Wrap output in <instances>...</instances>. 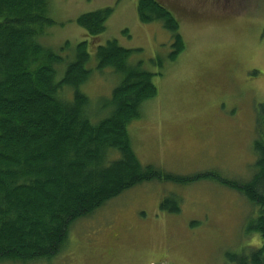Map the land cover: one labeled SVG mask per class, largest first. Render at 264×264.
I'll return each mask as SVG.
<instances>
[{"label": "rangeland", "instance_id": "374dc122", "mask_svg": "<svg viewBox=\"0 0 264 264\" xmlns=\"http://www.w3.org/2000/svg\"><path fill=\"white\" fill-rule=\"evenodd\" d=\"M156 1L177 20L185 45L174 61L167 59L171 33L160 21L141 22L138 0H49L51 45L68 42L71 51L62 58L72 59L76 44L88 40L93 62L87 66L94 72L79 89L93 108L104 105L121 79L110 68L95 70L97 46L115 39L134 51L128 60L155 73L157 89L127 127L138 160L163 173L216 176L138 184L73 221L50 259L0 264H236L227 256L248 246L252 204L221 179L244 183L256 172L252 145L255 108L264 102V0ZM105 7L112 8L105 30L89 36L76 18ZM157 57L164 60L161 74L150 61ZM170 196L178 212L160 208L166 197L174 200Z\"/></svg>", "mask_w": 264, "mask_h": 264}, {"label": "trees", "instance_id": "16d2710c", "mask_svg": "<svg viewBox=\"0 0 264 264\" xmlns=\"http://www.w3.org/2000/svg\"><path fill=\"white\" fill-rule=\"evenodd\" d=\"M111 12L105 7L84 13L76 23L94 37L105 30ZM137 13L141 22L160 21L171 33L167 59L174 61L185 48L175 17L156 0H138ZM53 23L49 0H0V260L50 259L73 221L143 182L184 184L216 176L206 172L185 177L143 166L127 127L141 116L142 104L156 95L155 73L144 69L141 61L130 62L134 51L115 39L98 45L95 70L110 68L121 79L104 105L93 108L79 89L94 72L87 66L93 62L88 40L76 44L72 59L62 58L71 49L68 42L51 45L47 28ZM150 61L161 74L164 60ZM255 136L253 178L244 183L221 181L264 213V102L255 108ZM172 198L166 197L160 208L178 212L177 199ZM252 224L264 231V220ZM227 259L264 264L258 248H244Z\"/></svg>", "mask_w": 264, "mask_h": 264}, {"label": "flooded vegetation", "instance_id": "af4514ba", "mask_svg": "<svg viewBox=\"0 0 264 264\" xmlns=\"http://www.w3.org/2000/svg\"><path fill=\"white\" fill-rule=\"evenodd\" d=\"M254 127H255V125H254ZM254 135H255V128H254ZM255 138H256V136L254 137V139ZM253 153H254V151H253ZM253 156L255 157V161H254V163H255L257 160V156L255 153ZM252 178H253V175L251 176L250 179H252ZM247 201L252 204V202L248 198H247ZM252 207H253L252 210L250 208V212H249L251 215L250 224L252 222L260 224L264 220V213H262V209L259 205L253 203ZM253 226H254L253 224L251 226H249L247 229V232L245 233V236L249 237V241H248L249 244L246 248H258L259 250H263V254H264V231H262V229H257V227L253 228Z\"/></svg>", "mask_w": 264, "mask_h": 264}, {"label": "bare ground", "instance_id": "6f19581e", "mask_svg": "<svg viewBox=\"0 0 264 264\" xmlns=\"http://www.w3.org/2000/svg\"><path fill=\"white\" fill-rule=\"evenodd\" d=\"M31 29V28H30ZM112 105V104H111Z\"/></svg>", "mask_w": 264, "mask_h": 264}]
</instances>
